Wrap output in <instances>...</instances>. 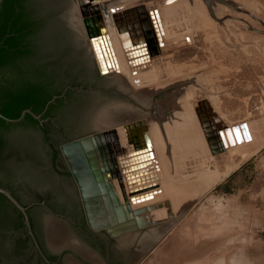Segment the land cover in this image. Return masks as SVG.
I'll list each match as a JSON object with an SVG mask.
<instances>
[{
  "label": "rangeland",
  "instance_id": "1",
  "mask_svg": "<svg viewBox=\"0 0 264 264\" xmlns=\"http://www.w3.org/2000/svg\"><path fill=\"white\" fill-rule=\"evenodd\" d=\"M99 1L92 3L97 6ZM222 1L121 2L124 7L143 4L145 8H158L166 27L180 36L178 43L168 40L165 46L160 45L151 59L160 81L170 83L165 85L170 97H181L180 101L184 97L185 107L176 105L189 109L200 142L196 155H175L173 172L165 170L166 175H158L154 185L141 193L159 189L163 183L171 189L180 188L213 171L221 174L185 209L172 207L167 195L156 200L165 214L160 222L169 220L171 228L143 256L136 255L133 245L132 264H264V0ZM203 101L217 118V137L222 138L223 128L231 126L236 142L227 139L221 150L209 130L217 151L210 149L202 122L213 128L211 117L205 105L200 107L201 112H194ZM158 156L154 162L157 167L164 160ZM164 201L169 204L164 205Z\"/></svg>",
  "mask_w": 264,
  "mask_h": 264
},
{
  "label": "flooded vegetation",
  "instance_id": "2",
  "mask_svg": "<svg viewBox=\"0 0 264 264\" xmlns=\"http://www.w3.org/2000/svg\"><path fill=\"white\" fill-rule=\"evenodd\" d=\"M66 17L67 10L62 16L67 27L64 37L77 48V35ZM28 43L21 41L14 48L6 47L7 56L18 48L33 49ZM78 58L82 61L79 68L68 70L47 85L45 92L52 94L51 99L36 114L38 118L29 113L35 123L25 118L26 112L20 121L10 122L17 125L0 132V141L8 154L24 150L36 162L52 164L49 173L39 169L25 171L23 162L5 163L6 188L25 208L31 235L21 211L4 196L9 204L0 208V264H132L136 244L121 245L122 236H110L104 229L95 230L87 224L78 187L59 147L68 140L94 133L95 127L82 128L100 107L112 101L128 104L133 96L109 79L110 75L102 72L98 64L99 74L81 56ZM20 76L9 66L0 68V97L16 96L12 93L20 86ZM128 118L133 117L123 119L126 124L139 119L127 121ZM139 127L136 138L141 143L144 131ZM69 131L75 132L68 134ZM109 145L113 148L112 141ZM32 192L36 196L29 199Z\"/></svg>",
  "mask_w": 264,
  "mask_h": 264
},
{
  "label": "bare ground",
  "instance_id": "3",
  "mask_svg": "<svg viewBox=\"0 0 264 264\" xmlns=\"http://www.w3.org/2000/svg\"><path fill=\"white\" fill-rule=\"evenodd\" d=\"M92 1L89 2V5L91 7H95L94 9H98L99 14L102 15V9H101L102 4H104L107 11L106 12L107 16H105L106 18L104 17L105 18L104 24L107 29L106 32L108 33L107 37L104 36V39L98 38L95 41H90V40L88 41L89 47L93 52L94 57L96 54L98 58L96 59L95 57L97 64H101L103 70H105L108 74L116 72L120 77L121 83L129 90L143 88L146 87L148 84H150L157 90H165V85H169L170 83L169 82L165 83L160 81V79L158 78V73L152 63L151 55L157 51V48H159L160 45L165 46V44L169 42L168 40H172L173 42L178 43L180 40V36L178 35V33H174L173 31H170L166 27L162 17V11L161 10L159 11L158 8H156V15H153L152 17L148 13V10L154 8L152 7L148 8L149 6L145 8L143 4H136V6L124 7L121 6L122 5L121 2H123L124 0L121 1L100 0L99 2H97V6H96L94 3H92ZM181 1L185 2L186 0H181ZM110 8L114 9V12H111ZM174 8L175 7L170 9L171 13L173 10H175ZM125 10H129L128 17L126 19L124 18L122 22H120V24L116 26L114 23L115 17L119 15L118 13L124 12ZM176 17L178 16L176 15ZM153 21H155V24ZM137 43L140 46L138 48H133L132 50L131 46ZM108 50L110 51V56L108 54L109 52ZM149 63L151 64L149 65ZM132 72H135L136 75L133 76L131 74ZM167 73L170 75V71H167ZM170 96L172 95L170 94L164 96V103H170V109L179 107V105L177 106L176 103L179 104L182 103L185 107L184 97H182L183 99L180 101L181 97L177 98ZM176 98L180 102H178ZM203 105H205V107L207 108V112L211 117L209 118L210 122H213V128L207 126L205 122H202L205 131V136L207 138L206 140L208 142L210 149L212 151L213 150L217 151L216 149H214L213 142L210 141L209 130L211 131L213 138L220 145L221 150H222L221 147H223L222 142L227 143V139L228 141L233 140L234 142H236L235 140L236 137L234 136L233 133L235 130L232 129L231 126H226L223 128L222 138L217 137L218 121L216 117L212 116L213 113L212 111H210L211 108L206 101H203V104L198 103L194 112L195 111H197L198 113L201 112L200 107ZM131 112H132V106L128 105L127 103L123 104L120 102L112 101L111 103H107L105 106H103L101 109L97 111V113L94 116V126L96 127L108 126L110 124L118 122L119 120L125 119L127 117H131ZM196 116L197 115H195V117ZM141 117L143 118L142 125L145 127L149 138V148H150L151 156L148 159H145V161H141V165L139 167L141 168L140 169L141 172L138 173V175H136L139 179L137 185L142 187L144 185H148L149 183H151L150 187H152L154 183L158 180V175L160 174L166 175L165 173L166 171L169 173L173 172L172 169L175 164L174 162L175 155L181 157L186 152L193 153L196 155L200 142L196 128L197 126L194 124V122L190 121L191 115L189 114V109L186 108L182 109V114L176 120L168 121V116H161V125H159L157 115H153V116L141 115L138 117H134V119ZM132 119L133 118L131 119L128 118L127 121ZM120 127L123 128V132L125 133V136L123 135L122 129ZM120 127L116 129V136H117L116 142L118 145L117 146L118 149L115 147H113L114 149L112 148L113 151L115 150L120 151L117 154L122 152L132 151L133 145L138 144L136 134L137 133L140 134L139 125H135L131 129H124V127L122 126ZM122 137H124V139L121 140ZM125 137L127 139V144L132 145V148L127 146L125 142ZM119 139L121 140V143L119 142ZM155 145H158V148L153 149ZM235 148L236 147H232L231 150ZM171 152L173 153L171 154ZM117 154H115L113 166L119 171L120 174H119V178L115 177L111 180L113 182L112 185L115 184V179H116L119 189L121 182V185L123 186L125 192H127L129 187H131V185L127 184V180L130 179L131 177H129V174L125 173L126 171L124 172L121 171L123 166L121 165L120 160L117 157ZM158 154H160V157H163L165 160L164 162V160L161 159L162 164H160L159 167H157L158 165H154V162H156L155 159L158 160L159 158ZM233 164L236 165L235 162H233ZM206 175L208 176H205L203 174L198 178H195L196 180H189V183L185 181L187 184L184 183V186L182 185L180 186V188L171 189L170 187H167L163 183L160 185L159 189L155 188L156 190L151 189L152 191L149 190V192L146 191V193L143 192V194L140 192L141 194L138 193L137 195L131 196L129 198V203L131 205V208H138L146 205H149L151 207L146 212L142 213L139 216V218L143 219V221L147 223L153 220L158 221L159 224L157 223L153 226H150L143 233L140 232L141 234L137 232H130L120 235L122 236L121 242L124 244V246L125 244H136L137 256L140 255L143 256L145 253H147L152 248L155 241L163 236L164 232L167 231V228L168 227L169 229L171 228L170 227L171 224L169 226V220L163 221L162 223L160 222V219L163 218L165 214L163 210L158 209L160 203H155L156 200H159L165 195H167L171 200L172 207H174L176 210L180 208L185 209V207L188 204L192 203L194 199L196 200L197 196L201 195L204 190H207L210 187L209 185L214 183L221 174L217 171H213L211 174H206ZM140 177L142 178L140 179ZM114 188L117 192V195L121 198L122 195L121 190L119 193L115 186ZM163 203L164 205L169 204L168 201H164ZM169 214L170 211H167V215Z\"/></svg>",
  "mask_w": 264,
  "mask_h": 264
},
{
  "label": "water",
  "instance_id": "4",
  "mask_svg": "<svg viewBox=\"0 0 264 264\" xmlns=\"http://www.w3.org/2000/svg\"><path fill=\"white\" fill-rule=\"evenodd\" d=\"M91 1L92 0H64L62 14L67 10L66 20L70 29L77 35L78 42L76 49L84 63L92 68L94 72H97V74H99L98 66L102 72L106 73L101 64L97 66L95 59L88 49L86 39L95 41L98 38L104 39V36L107 37V29L104 24L107 11L104 4H102V15L99 14L98 9H94L95 7L89 5ZM202 1L205 4H209V0ZM110 11L114 12V9L110 8ZM128 12L129 10H125L124 12L118 13L119 15L116 16L114 20L116 26H118L124 18L126 19L128 17ZM148 13L153 17V15H156V9L148 10ZM153 22L155 24V21ZM139 46L140 45L137 43L132 45L131 48L133 50V48H138ZM109 75V79L113 80L119 88L128 91L133 96L132 99L127 100L128 102H134L132 105L131 117L157 115L159 125H161V116H168L169 121L176 120L182 114L181 106L170 109V103H164V96L171 94L170 89L157 90L148 84L143 88L129 90L121 83L120 77L116 72ZM102 107H100V109ZM26 112L38 118V116L28 110L22 111L19 117L14 119L7 118L1 113L0 118L6 122H17L24 117ZM142 119L143 118H139L137 121L128 124L124 123L122 119L108 126L96 127L93 126L94 115L92 114L89 124L85 126L84 129L82 128V130L95 127L94 129L96 131L68 140L59 147L78 187L87 224L95 230L104 229L110 236H120L130 232L140 233L158 223V221L154 220L147 223L139 218L142 213L151 208L149 205L131 208L129 203V197L145 191L150 187V184L142 187L137 185L139 179L136 175L141 172V168H139L141 161H145V159L151 156L149 138L145 127L142 125ZM135 125L142 126L141 129L144 131V140L141 141V143L133 145L132 151L117 154L120 151H113L111 145H109V142L112 141L113 147L117 148L118 146L116 142V129L120 126L124 127V129H131ZM73 132L75 131H69L68 134H74ZM115 154H117L123 166L121 171H126L125 173L129 174V177L132 178L127 180V184L131 185L127 192H125L120 182L122 198L117 195L111 181L115 177L119 178L120 174L118 170H113ZM2 160L4 164L11 165L23 162L25 171L39 169L40 172H45L47 170L49 173L51 172L52 164L50 162H36L31 159L24 150H20L14 155L5 152ZM141 178L142 177H140V179ZM0 194L5 196L21 211L24 224L28 229V233L31 235L29 219L25 208L15 200L7 189L0 187ZM34 196H36V194L32 192L28 198L30 199ZM28 198L26 197V200H29ZM119 243L122 245L121 237H119Z\"/></svg>",
  "mask_w": 264,
  "mask_h": 264
},
{
  "label": "trees",
  "instance_id": "5",
  "mask_svg": "<svg viewBox=\"0 0 264 264\" xmlns=\"http://www.w3.org/2000/svg\"><path fill=\"white\" fill-rule=\"evenodd\" d=\"M63 3L64 0L1 1L0 68L9 66L21 75L20 86L12 93L16 96L0 97V113L3 116L17 118L23 109H29L34 115L40 113L51 99L52 94L45 92L51 80L80 67L82 61L78 58L77 49L64 37L67 27L62 18ZM21 41H32L28 44L33 49L18 48L12 56H7L5 48H14ZM25 118L31 123L36 122L29 113ZM15 125L0 118V132ZM5 152V146L0 141V187L7 189L6 168L2 160ZM8 204L0 194V208Z\"/></svg>",
  "mask_w": 264,
  "mask_h": 264
},
{
  "label": "snow or ice",
  "instance_id": "6",
  "mask_svg": "<svg viewBox=\"0 0 264 264\" xmlns=\"http://www.w3.org/2000/svg\"><path fill=\"white\" fill-rule=\"evenodd\" d=\"M231 134V133H230Z\"/></svg>",
  "mask_w": 264,
  "mask_h": 264
}]
</instances>
